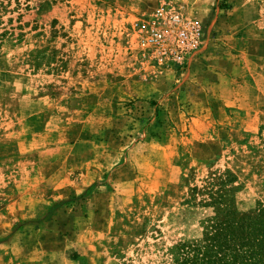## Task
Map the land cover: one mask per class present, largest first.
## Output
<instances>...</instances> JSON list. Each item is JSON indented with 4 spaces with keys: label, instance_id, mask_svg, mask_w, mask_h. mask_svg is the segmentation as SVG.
I'll return each mask as SVG.
<instances>
[{
    "label": "rangeland",
    "instance_id": "rangeland-1",
    "mask_svg": "<svg viewBox=\"0 0 264 264\" xmlns=\"http://www.w3.org/2000/svg\"><path fill=\"white\" fill-rule=\"evenodd\" d=\"M190 65L142 53L161 7ZM264 203V0H0V264H173Z\"/></svg>",
    "mask_w": 264,
    "mask_h": 264
},
{
    "label": "trees",
    "instance_id": "trees-1",
    "mask_svg": "<svg viewBox=\"0 0 264 264\" xmlns=\"http://www.w3.org/2000/svg\"><path fill=\"white\" fill-rule=\"evenodd\" d=\"M173 264H264V203L254 216L209 219L198 239L174 246Z\"/></svg>",
    "mask_w": 264,
    "mask_h": 264
},
{
    "label": "built area",
    "instance_id": "built-area-1",
    "mask_svg": "<svg viewBox=\"0 0 264 264\" xmlns=\"http://www.w3.org/2000/svg\"><path fill=\"white\" fill-rule=\"evenodd\" d=\"M133 30L141 52L166 67L190 65L205 47L202 24L165 6L157 8L149 20L135 23Z\"/></svg>",
    "mask_w": 264,
    "mask_h": 264
}]
</instances>
